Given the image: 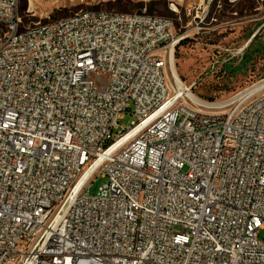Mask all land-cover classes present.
<instances>
[{"label":"built area","instance_id":"2783aa9c","mask_svg":"<svg viewBox=\"0 0 264 264\" xmlns=\"http://www.w3.org/2000/svg\"><path fill=\"white\" fill-rule=\"evenodd\" d=\"M174 38L146 6L25 26L0 0V264H264V87L196 103Z\"/></svg>","mask_w":264,"mask_h":264},{"label":"rangeland","instance_id":"374dc122","mask_svg":"<svg viewBox=\"0 0 264 264\" xmlns=\"http://www.w3.org/2000/svg\"><path fill=\"white\" fill-rule=\"evenodd\" d=\"M118 1L20 0V15L23 24L28 26L54 21L80 10L139 12L146 6L152 14L174 19V66L199 98L207 102L227 101L264 78L261 48L264 45V0ZM253 31L258 37L250 44ZM90 78L102 89L109 84L110 73L101 71L91 74ZM208 110L226 111L227 108ZM134 121L135 115L127 111L119 125L129 126ZM107 181L100 174L96 175L87 193L97 194Z\"/></svg>","mask_w":264,"mask_h":264},{"label":"bare ground","instance_id":"6f19581e","mask_svg":"<svg viewBox=\"0 0 264 264\" xmlns=\"http://www.w3.org/2000/svg\"><path fill=\"white\" fill-rule=\"evenodd\" d=\"M170 64L172 67V71L174 73V80L179 88V90L182 93L187 94L193 101H195L196 103H201V104H206V105H210V106H216L219 107L221 105H223L224 103H226V101L223 102H207L201 98H199L196 94L193 93L192 90H190V88L188 87V85L181 79V77L179 76L176 67L174 66L175 60H174V54H173V49L170 53ZM264 87V80L259 82L258 84L248 88L247 90H245L244 92H242L241 94L237 95L236 97L229 99L230 101L240 97V96H249L253 93H255L256 91L260 90L261 88ZM228 101V100H227Z\"/></svg>","mask_w":264,"mask_h":264},{"label":"trees","instance_id":"16d2710c","mask_svg":"<svg viewBox=\"0 0 264 264\" xmlns=\"http://www.w3.org/2000/svg\"><path fill=\"white\" fill-rule=\"evenodd\" d=\"M118 2L120 3V2H122V1H121V0H119ZM149 10H150V11H152V10H153V8L151 7V5H150V7H149ZM118 12H124V11H118ZM254 32H255V31H253V32H252V34L250 35V37H249V38H251V37L253 36ZM257 37H258V34H256V35H255V36L252 38V40H251V43H250V44H252V43L255 41V39H257ZM250 44H249V45H250ZM261 48L263 49V52H264V45H262V47H261Z\"/></svg>","mask_w":264,"mask_h":264},{"label":"water","instance_id":"95a60500","mask_svg":"<svg viewBox=\"0 0 264 264\" xmlns=\"http://www.w3.org/2000/svg\"><path fill=\"white\" fill-rule=\"evenodd\" d=\"M255 35H256V33L251 38H253Z\"/></svg>","mask_w":264,"mask_h":264}]
</instances>
